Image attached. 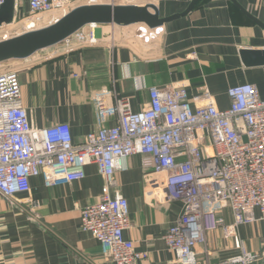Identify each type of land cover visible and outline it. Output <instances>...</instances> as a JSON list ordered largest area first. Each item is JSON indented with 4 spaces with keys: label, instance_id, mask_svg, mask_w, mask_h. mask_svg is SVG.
I'll return each instance as SVG.
<instances>
[{
    "label": "built area",
    "instance_id": "1",
    "mask_svg": "<svg viewBox=\"0 0 264 264\" xmlns=\"http://www.w3.org/2000/svg\"><path fill=\"white\" fill-rule=\"evenodd\" d=\"M5 1L0 0V9ZM103 2L15 0L13 20L27 7L30 15L24 21L35 22L26 24V30L33 31L80 6ZM100 26L87 25L58 44L65 53L120 45V39L99 36ZM149 90V102L138 111L129 97L107 89L96 92L103 124L76 143L68 123L36 126L23 104L18 71L1 69L0 195L11 204L25 203L19 195L31 192L32 178H42L48 187L62 186L84 179L87 167L96 165L104 180L102 193L98 202L81 209V227L115 264H141L147 255L125 235L131 226L130 204L118 189L117 172L131 156H141L152 194L182 204L164 235L177 264H199L197 247L210 230L222 229L229 237L242 225L264 222V95L258 86H231L228 108H220L208 90L192 98L184 83ZM111 118L114 124H109ZM238 248L219 264H260L264 250H250L244 242Z\"/></svg>",
    "mask_w": 264,
    "mask_h": 264
},
{
    "label": "crops",
    "instance_id": "2",
    "mask_svg": "<svg viewBox=\"0 0 264 264\" xmlns=\"http://www.w3.org/2000/svg\"><path fill=\"white\" fill-rule=\"evenodd\" d=\"M147 1L144 4L157 7L161 17L184 12L192 2ZM237 1L264 22V0ZM24 23L33 25L29 19ZM138 26L98 28L106 41L120 39L118 46L65 53L63 44H56L5 62L18 71L23 104L36 126L68 123L75 142H82L103 124L94 101L103 89L129 97L135 111L149 102L151 87L170 83H184L192 98L208 90L220 108L230 107L228 89L234 85L253 83L264 95V66L247 67L240 54L242 49H264V28L231 0H199L188 15L161 28ZM115 121L111 118L109 124ZM86 172L84 179L62 186L48 187L42 178H32L31 192L19 195L25 203L11 204L0 195V264H115L81 227V209L98 202L104 183L96 165ZM117 180L130 204L131 226L125 235L147 254L141 264H177L164 235L177 221L181 202L150 192L139 155L125 160ZM255 224L242 225L229 237L222 229L208 231L206 242L197 247L199 264H219L237 254L243 242L262 252L264 222Z\"/></svg>",
    "mask_w": 264,
    "mask_h": 264
},
{
    "label": "water",
    "instance_id": "3",
    "mask_svg": "<svg viewBox=\"0 0 264 264\" xmlns=\"http://www.w3.org/2000/svg\"><path fill=\"white\" fill-rule=\"evenodd\" d=\"M199 0H192L184 12L161 17L157 7L147 4H91L76 8L61 20L18 36L0 41V63L25 58L52 47L90 24H114L121 26L146 25L158 29L165 24L188 15ZM256 24L264 28V22L245 9L237 0H231ZM15 0H6L0 9V25L11 23L14 17ZM245 66H264V49H242Z\"/></svg>",
    "mask_w": 264,
    "mask_h": 264
},
{
    "label": "rangeland",
    "instance_id": "4",
    "mask_svg": "<svg viewBox=\"0 0 264 264\" xmlns=\"http://www.w3.org/2000/svg\"><path fill=\"white\" fill-rule=\"evenodd\" d=\"M147 0H104L103 3H117V4H144L147 3ZM27 8V7H26ZM25 8V10L22 11V14L13 20L9 25H6L5 27L2 28V30H0V41L7 39V38H11V37H15L23 32H27V31H31V30H26V24L24 23V19L27 18V15L29 14V11H27V9ZM30 20V19H29ZM35 21H31V23L33 24ZM33 25H29V27H32ZM43 26V24L39 25V27ZM137 26L136 28H139L140 26ZM31 29V28H30ZM39 29V28H38ZM15 60V59H14ZM9 61H6V63H8ZM11 62V61H10ZM16 62V61H15ZM14 62V63H15ZM5 63V62H4ZM6 63L4 64V69L8 68ZM30 218H32V213H30ZM252 225H250V228ZM255 226H258V223L255 224Z\"/></svg>",
    "mask_w": 264,
    "mask_h": 264
}]
</instances>
